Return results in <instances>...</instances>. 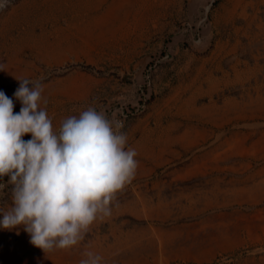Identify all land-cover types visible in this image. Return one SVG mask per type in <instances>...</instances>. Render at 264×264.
Returning a JSON list of instances; mask_svg holds the SVG:
<instances>
[{"label": "rangeland", "instance_id": "1", "mask_svg": "<svg viewBox=\"0 0 264 264\" xmlns=\"http://www.w3.org/2000/svg\"><path fill=\"white\" fill-rule=\"evenodd\" d=\"M0 63L14 113L39 82L55 128L95 107L138 161L77 246L0 228V264H264V0H0Z\"/></svg>", "mask_w": 264, "mask_h": 264}, {"label": "clouds", "instance_id": "2", "mask_svg": "<svg viewBox=\"0 0 264 264\" xmlns=\"http://www.w3.org/2000/svg\"><path fill=\"white\" fill-rule=\"evenodd\" d=\"M17 80L18 113L13 99L0 91V191L11 186L0 228L22 226L45 254L68 250L84 240L94 222L111 216L116 194L135 177L137 152L127 146L122 122L92 106L55 128L43 85ZM29 134L31 139H23ZM82 256L79 264L103 259L89 249Z\"/></svg>", "mask_w": 264, "mask_h": 264}, {"label": "bare ground", "instance_id": "3", "mask_svg": "<svg viewBox=\"0 0 264 264\" xmlns=\"http://www.w3.org/2000/svg\"><path fill=\"white\" fill-rule=\"evenodd\" d=\"M59 30V29H58Z\"/></svg>", "mask_w": 264, "mask_h": 264}]
</instances>
